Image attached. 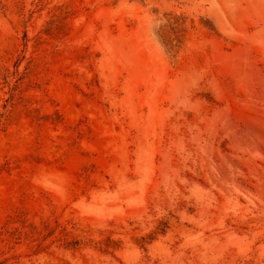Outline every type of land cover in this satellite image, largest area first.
Instances as JSON below:
<instances>
[{
  "label": "rangeland",
  "instance_id": "1",
  "mask_svg": "<svg viewBox=\"0 0 264 264\" xmlns=\"http://www.w3.org/2000/svg\"><path fill=\"white\" fill-rule=\"evenodd\" d=\"M0 264H264V0H0Z\"/></svg>",
  "mask_w": 264,
  "mask_h": 264
}]
</instances>
